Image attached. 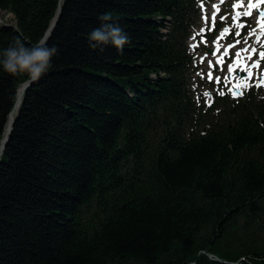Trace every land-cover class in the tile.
Masks as SVG:
<instances>
[{
    "label": "trees",
    "instance_id": "trees-1",
    "mask_svg": "<svg viewBox=\"0 0 264 264\" xmlns=\"http://www.w3.org/2000/svg\"><path fill=\"white\" fill-rule=\"evenodd\" d=\"M60 7L0 158V264H264V97L193 100L196 0H0V50ZM104 14L122 53L89 47ZM27 83L0 69V147Z\"/></svg>",
    "mask_w": 264,
    "mask_h": 264
},
{
    "label": "clouds",
    "instance_id": "clouds-1",
    "mask_svg": "<svg viewBox=\"0 0 264 264\" xmlns=\"http://www.w3.org/2000/svg\"><path fill=\"white\" fill-rule=\"evenodd\" d=\"M101 24L91 31L89 47L102 52V45H111L118 52H123L124 46L130 43V38L116 24L110 23L112 17L108 14L99 17ZM55 46L49 47L44 39L29 46L17 37L6 48L0 50V69L10 76H25L29 82L39 81L51 68V60L57 54ZM223 264H229L224 261Z\"/></svg>",
    "mask_w": 264,
    "mask_h": 264
},
{
    "label": "rangeland",
    "instance_id": "rangeland-1",
    "mask_svg": "<svg viewBox=\"0 0 264 264\" xmlns=\"http://www.w3.org/2000/svg\"><path fill=\"white\" fill-rule=\"evenodd\" d=\"M210 2H212L213 0H209ZM0 19L2 22H4V24H14V18L9 16V15H3L0 13ZM2 22H0V25L3 24ZM232 42L238 44L239 48H241L244 44H245V41L244 40H239V38H235L232 40ZM214 43H212V46H213ZM224 45H227V44H224ZM233 48V45H228V46H225L224 48V51H227L228 49H230V57L228 59L225 60L224 62V65H223V71L221 72V74L227 78L228 76V73L230 72L229 71V66H233L234 64L237 63V58H236V53H237V49H232ZM253 48H256V46H253V43H252V49ZM260 53V50L259 52L257 53H252V62L253 63H256L257 61H259V69L258 70H255V75L257 76V78H259L262 73H264V59H262L259 55ZM201 82V80L199 81ZM254 83H252V85H254ZM201 88L202 91H206V93H212V92H215L216 90V87L215 85H213L212 83H207V82H201V85L199 86ZM215 87V89H214ZM225 89L224 91H226V86L225 85H222L220 86V90L221 89ZM262 91H260V95L261 97H264V88H261ZM222 91V92H224ZM210 97V96H209ZM207 96V99L205 98L204 101L206 103V105L210 104L211 103V100Z\"/></svg>",
    "mask_w": 264,
    "mask_h": 264
},
{
    "label": "water",
    "instance_id": "water-1",
    "mask_svg": "<svg viewBox=\"0 0 264 264\" xmlns=\"http://www.w3.org/2000/svg\"><path fill=\"white\" fill-rule=\"evenodd\" d=\"M61 12H62V7H60L59 13H58L57 17L55 18L54 22L52 23L51 28L49 29V31H48L45 39H44L46 42H47V40H49V38L52 36L53 32L55 31V29L58 25L59 19H60ZM239 75L241 77H245L244 74H239ZM32 85H33V83L29 82V83L25 84L19 91V95H21V96L20 97L18 96L16 107L14 108V110L12 111V113L9 117L8 129L4 135V138H3V141H2V144L0 147V158L3 155L5 149L7 148L11 134L13 133V128H14V124H15V116L17 114V108H19L20 105L22 104L23 97H24L26 90H28ZM237 93H240V92L237 91Z\"/></svg>",
    "mask_w": 264,
    "mask_h": 264
},
{
    "label": "snow or ice",
    "instance_id": "snow-or-ice-1",
    "mask_svg": "<svg viewBox=\"0 0 264 264\" xmlns=\"http://www.w3.org/2000/svg\"><path fill=\"white\" fill-rule=\"evenodd\" d=\"M259 3H264V0H257V7H258ZM252 7H253V4L251 3V0H249V4H248L249 10H251ZM249 14H250V11L247 12V13H245V15H249ZM258 15L260 17V20L258 21V24H260V26L262 28H264V11H259L258 12ZM247 51H248L247 49H244L243 50V52H247ZM255 52H256V49L253 48L252 49V53H255ZM259 55H260V57L262 59H264V51H261L259 53ZM236 58H237V63H240V61L242 59V55H241V52L240 51H238L236 53ZM251 58H252L251 55H248L247 59L251 60ZM258 66H259V61H257L255 64L252 65V67H258ZM232 70H233L232 67L229 66V71H232ZM241 70H245L246 71L247 70V65L243 66ZM251 76H252V73L251 72H248V75L244 79L245 80H248V79L251 78ZM261 85H264V75L261 76V78L259 80V83L256 86L259 87ZM221 94H223V93H221ZM240 94L242 95L243 92H241Z\"/></svg>",
    "mask_w": 264,
    "mask_h": 264
},
{
    "label": "bare ground",
    "instance_id": "bare-ground-1",
    "mask_svg": "<svg viewBox=\"0 0 264 264\" xmlns=\"http://www.w3.org/2000/svg\"><path fill=\"white\" fill-rule=\"evenodd\" d=\"M0 13L3 14V15H9V16H11V17H13V18L15 19L14 15L11 14V13L4 12V11H2V10H0ZM0 22H2L1 19H0ZM2 23L4 24V22H2ZM3 24H1V25H3ZM20 96H21V95H19V97H20ZM18 109H19V108H17V111H18Z\"/></svg>",
    "mask_w": 264,
    "mask_h": 264
}]
</instances>
